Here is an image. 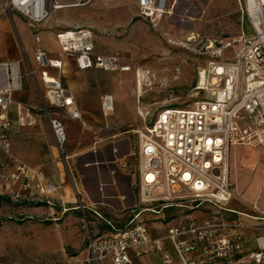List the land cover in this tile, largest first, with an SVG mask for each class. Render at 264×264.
Returning <instances> with one entry per match:
<instances>
[{
    "label": "built area",
    "instance_id": "obj_1",
    "mask_svg": "<svg viewBox=\"0 0 264 264\" xmlns=\"http://www.w3.org/2000/svg\"><path fill=\"white\" fill-rule=\"evenodd\" d=\"M247 20L250 35L217 42L189 37L178 45L205 57L196 69L191 93L201 95L184 107H136L137 115L148 124L131 129L136 135L138 189L126 224L119 228L95 209L80 205L81 222L86 231V257L78 264H133L149 251L161 256L163 264H173L163 242L167 241L179 264H264V212L246 215L229 208L233 198L229 181L228 156L232 145L260 147L264 156V0H237ZM1 9L18 13L35 30L52 10L61 8L55 0H0ZM137 17L154 32L166 14V0H137ZM61 55L74 58L79 70L130 71L113 55L94 53L93 33L77 27L56 34ZM36 43L40 42L35 36ZM35 62L46 67H61L37 46ZM29 67L21 70L20 61L0 62V149L9 148V122L5 113L14 102L13 95L23 87V76L35 74ZM138 79V70L134 71ZM48 105L41 108L52 130L56 146L64 157L67 132L63 120L80 119L73 97L55 78L41 72ZM209 95L211 96L209 98ZM137 102L139 96H137ZM101 113L113 111V97L101 98ZM19 115L20 124H32L30 107ZM146 109V110H145ZM30 177L23 167L8 178L18 184L10 189L13 200L29 201L49 197L59 186L41 172ZM264 175V167H262ZM77 196H79L76 190ZM79 202L80 201V198ZM87 210L94 216L87 218ZM165 210H170L164 214ZM148 212V214H146ZM164 214L173 220L162 237H152L146 224ZM151 215H154L153 217ZM107 228L100 230L98 225ZM249 246V248H248Z\"/></svg>",
    "mask_w": 264,
    "mask_h": 264
},
{
    "label": "crops",
    "instance_id": "obj_2",
    "mask_svg": "<svg viewBox=\"0 0 264 264\" xmlns=\"http://www.w3.org/2000/svg\"><path fill=\"white\" fill-rule=\"evenodd\" d=\"M55 1L62 5L61 8L52 10L48 19L35 30L18 13L8 14L0 8V62L20 61L23 73L29 67L36 70L33 76H23V87L14 93V102L5 113L10 124L9 148L7 154L0 149L3 154L0 159V174L7 171L6 177H9L12 172L17 173L23 167L30 177L35 172H41L45 179L59 186L56 195L54 194L60 201L57 219L64 226H71L73 230L69 232L77 233L76 236L79 237L70 239L72 246L76 248L71 257L72 264H78L87 254L86 232L83 237L80 233V229H83L80 205L86 209H95L114 224L123 226L129 219L138 189L136 135L131 129L121 128L122 121L102 115L101 98L106 94L112 95V112L115 109L146 108L148 104L135 100L134 79L130 73L132 66L129 63L121 62L122 65L131 67L127 72L96 68L79 70L73 57L61 55L56 34L77 27H88L93 33L94 53L111 55L109 52L114 47L112 35L124 32L127 26L132 31L140 29L143 20L136 16L137 0ZM166 9L167 12L159 23V30L163 29L165 33L181 40L200 36L217 42L222 38L205 35L209 33L207 22L218 17L228 18L234 12L239 13V30L236 36L244 32L242 22L245 17L240 13L237 0H166ZM211 28V33L220 29L215 23L211 24ZM141 31L142 38L138 44L144 42L146 34L145 29L141 28ZM35 36H39V43H36ZM37 46L45 50L48 58L60 60L61 67L44 68L38 65L34 60ZM169 65H179L180 75L185 74L187 77L186 61L182 62L174 57ZM43 71L48 77L61 82L80 112V119L63 120L68 138L64 149L65 159L56 146L48 120L41 109L48 105L41 79ZM25 107H30L33 119L30 125L20 124L18 121L19 115L26 112ZM1 118L0 113V124ZM261 160L264 162V156ZM10 164H13L12 168L6 169ZM232 192L236 196L235 190ZM234 196L229 205L235 201ZM45 202L52 205L48 200ZM30 204L33 210L28 218L40 221V215L54 214L52 207L44 211L40 206ZM88 214L93 220L94 216L90 212ZM167 254L173 258V264H179L174 253ZM133 264L163 263L161 256L151 250L145 256L135 259Z\"/></svg>",
    "mask_w": 264,
    "mask_h": 264
},
{
    "label": "rangeland",
    "instance_id": "obj_3",
    "mask_svg": "<svg viewBox=\"0 0 264 264\" xmlns=\"http://www.w3.org/2000/svg\"><path fill=\"white\" fill-rule=\"evenodd\" d=\"M238 19L239 13L234 12L228 18L218 17L212 21L209 20L206 24L209 33L207 32L205 35L210 38L236 36L239 30ZM213 23L219 25L218 32L211 33V24ZM141 28L145 29L146 34L144 42L138 44L142 38ZM242 28L247 36L251 34L245 18L242 22ZM112 36L114 47L109 53L118 57L120 62L129 63L132 66L130 73L133 74L132 79H134L135 100L139 96L140 102L144 101L148 107L151 106L150 109H147L150 114L159 110L155 109L157 107L187 106L201 96L191 93V88L195 84L196 69L205 64V57L181 48L178 45L182 41L179 37H172L174 35L165 33L163 29L158 32L151 31L143 21L140 23V29L132 31L127 26L124 32ZM174 57H177L179 61H186L187 77L185 74L180 75L179 65H169L171 58ZM138 68L140 69L138 71L145 73V77H142L140 95L136 90L134 74ZM173 72L177 73L172 76ZM107 117L122 121L121 128L133 129L148 124V118L147 120L140 118L136 109H115ZM2 158L3 154L0 153V159ZM261 158L260 147L230 146L229 181L231 190H235L236 196H234L235 201L230 205L228 204V207L241 213L244 216L242 219L247 223L255 221L246 215L258 214L251 209L253 203H256L259 211L264 212V176L261 174L264 162ZM12 165L10 164L6 169H11ZM6 174L7 171L0 174V220H2L0 222V264H72L71 257L75 254L76 248L72 246L70 239H79V237L76 236L77 233L69 232L73 230L71 226H64L61 220H57L58 214L56 213H59L60 201L56 198V194L49 197H36L32 201H14L10 189L13 190L18 184H14L12 179L6 177ZM232 185L235 187L233 188ZM237 188L240 191H237ZM45 200L50 201L52 205L48 203L41 205V209L45 211L48 207H52L54 214L40 215L39 219H48L51 222L45 223L28 218L27 216L31 215L33 210L30 203H34L33 206L37 207L36 203ZM76 202L78 201L76 200ZM169 211L165 210L164 214ZM164 214L151 215L159 219L146 224V229L152 237L164 236L167 227L173 224V220L165 219ZM85 232L84 228L80 229L82 237L85 236ZM162 244L166 247L167 253H174L167 241Z\"/></svg>",
    "mask_w": 264,
    "mask_h": 264
},
{
    "label": "trees",
    "instance_id": "obj_4",
    "mask_svg": "<svg viewBox=\"0 0 264 264\" xmlns=\"http://www.w3.org/2000/svg\"><path fill=\"white\" fill-rule=\"evenodd\" d=\"M44 204H47L45 201H40V202H38V203H36V205H38V206H41V205H44ZM88 212H90V211H88L87 210V213ZM87 218H88V220H92V219H90V217H89V214H87ZM30 219H32V218H30ZM33 220H37V219H33ZM58 220V219H57ZM2 220H0V222H1ZM40 221H43V222H45V223H50L51 222V220H48V219H46V220H40ZM114 224V223H113ZM115 225V224H114ZM125 225V224H124ZM123 225V226H124ZM115 226H117V225H115ZM123 226H117V227H119V228H122ZM98 227H99V229L100 230H103V229H105V228H107V226L106 225H104V224H101V225H98Z\"/></svg>",
    "mask_w": 264,
    "mask_h": 264
},
{
    "label": "bare ground",
    "instance_id": "obj_5",
    "mask_svg": "<svg viewBox=\"0 0 264 264\" xmlns=\"http://www.w3.org/2000/svg\"><path fill=\"white\" fill-rule=\"evenodd\" d=\"M138 74H139V77L138 79H136V90H137V93L140 95L142 91V77H145L144 75L145 73L144 71L143 72L138 71Z\"/></svg>",
    "mask_w": 264,
    "mask_h": 264
},
{
    "label": "water",
    "instance_id": "obj_6",
    "mask_svg": "<svg viewBox=\"0 0 264 264\" xmlns=\"http://www.w3.org/2000/svg\"><path fill=\"white\" fill-rule=\"evenodd\" d=\"M211 96L209 95V98H210Z\"/></svg>",
    "mask_w": 264,
    "mask_h": 264
}]
</instances>
